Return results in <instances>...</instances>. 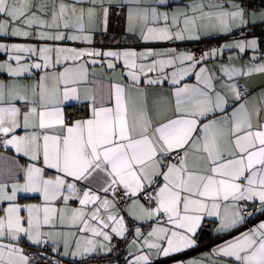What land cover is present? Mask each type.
<instances>
[{
	"label": "snow or ice",
	"instance_id": "snow-or-ice-1",
	"mask_svg": "<svg viewBox=\"0 0 264 264\" xmlns=\"http://www.w3.org/2000/svg\"><path fill=\"white\" fill-rule=\"evenodd\" d=\"M258 24L238 0H0V264H264Z\"/></svg>",
	"mask_w": 264,
	"mask_h": 264
},
{
	"label": "built area",
	"instance_id": "built-area-1",
	"mask_svg": "<svg viewBox=\"0 0 264 264\" xmlns=\"http://www.w3.org/2000/svg\"><path fill=\"white\" fill-rule=\"evenodd\" d=\"M244 6L251 11H264V0H238ZM251 33L255 34L257 37L264 39V25H256L251 30ZM116 255L112 254L109 256L98 255L94 257H88L86 259H78L75 264H108L110 261L114 262L116 260Z\"/></svg>",
	"mask_w": 264,
	"mask_h": 264
},
{
	"label": "crops",
	"instance_id": "crops-1",
	"mask_svg": "<svg viewBox=\"0 0 264 264\" xmlns=\"http://www.w3.org/2000/svg\"><path fill=\"white\" fill-rule=\"evenodd\" d=\"M251 12H253V11H251ZM255 12H257V13H259V12H261V11H255ZM253 29V27H251L250 26V31ZM251 35H254V36H256L255 34H253V33H251ZM257 37V36H256ZM249 55H250V53H249ZM247 59H248V56H245L244 58H243V61H247ZM241 61H237V63H240ZM262 82H264V77H260V76H257V77H254V78H252L251 80H249L248 81V85L250 86V87H255V86H257V85H259V84H261ZM101 255H104V254H101ZM61 259L64 261V264H75V262L78 260V259H80L79 257H77V258H73V257H61ZM92 264H94V263H92ZM109 264V263H108Z\"/></svg>",
	"mask_w": 264,
	"mask_h": 264
}]
</instances>
